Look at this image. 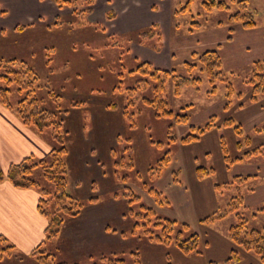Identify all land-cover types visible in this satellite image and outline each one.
<instances>
[{"label": "rangeland", "instance_id": "1", "mask_svg": "<svg viewBox=\"0 0 264 264\" xmlns=\"http://www.w3.org/2000/svg\"><path fill=\"white\" fill-rule=\"evenodd\" d=\"M203 1L129 0L123 5L124 10L117 12L116 0H102L100 4L95 2L91 14L78 16L69 7L58 8L53 0H35L34 10L46 19L40 17L44 25L38 21L23 29H5L0 37V55L19 56L38 73L40 84L46 86L40 89L38 97L45 99L46 107L53 110L66 108L72 101L87 103V108L74 109L64 119L63 130L68 131L69 136L63 138L69 153H72L68 159L76 163L72 169L78 172L82 162L76 152L80 148L98 145L99 148L94 152L93 148L82 158L91 169L102 166L107 180L103 181L102 190L100 184L95 183L97 190L93 193V182L88 180L80 190L72 188L69 174L68 191L80 197L85 205L82 212H92L95 208L101 215L113 214L114 223H107L117 233L111 235L108 247L103 246L102 251L109 257L123 258L127 264H135L134 252L139 253L142 264H227L225 261L233 248L228 233L239 221L237 213L247 220L249 228H264V210H260L264 205V153H252L251 158L227 168L219 144V135L224 134L232 157L244 156L254 149L264 150V132H255L257 126L264 127V96L256 103L249 102L251 86L247 83L253 74V63L264 60V0H248L257 26L245 29L239 23H233L232 41H228L227 37L230 16L238 9L236 0H216L229 4L230 8L226 9L217 6L209 9ZM95 5L101 6V9L98 20L93 21L90 16ZM142 5L143 10H136ZM111 8L115 10L116 17L108 20L106 13ZM146 20L151 23L123 31L126 22L135 25ZM154 24L160 26L163 37L159 50L152 46L157 44L156 35L143 39L139 34ZM134 46L147 48L155 54L164 52L166 46L171 62L167 68H174L176 75L190 79L181 85L177 94L176 80L170 78L162 93L170 109L191 117L188 124H178L173 117L158 116L155 108L145 102L147 97L157 101V93L152 88L157 80L149 79L151 76L142 72L131 73L130 70L143 61L149 62L151 70L163 67L137 56ZM210 49H218L223 59L221 78H217L215 83L210 82L200 65L192 70L185 65L193 52L203 53ZM146 79L149 82H144ZM230 84L234 89L231 97L233 106L225 111ZM135 85V91L128 90ZM9 87L8 98L16 106L23 94L18 92L15 83ZM51 88L61 95V99L56 100L49 95ZM239 93L243 95L242 99H239ZM111 104L117 105L107 107ZM125 107L134 114L133 119L125 118L121 111ZM213 115L219 117L217 123L227 116L234 117L243 125L245 133L252 137V142L239 149L237 141L243 136H237L231 127L219 126L194 143L183 144L171 138L172 134L179 138L185 136L191 131L190 125L204 126ZM84 131L86 142L82 138ZM90 132H94V136L97 134V139L94 136L90 138ZM41 136L49 140L52 147L63 145L54 137L52 127L46 128ZM167 153L172 161L158 173L159 161ZM197 165L214 167L215 172L199 180L196 177ZM9 167L5 170L0 162L3 172H7ZM178 169L177 175L175 170ZM237 175L255 176L240 186L245 204L223 219L210 224L201 222L202 218L227 208L238 192L236 186L215 190L213 185L224 184ZM32 178L39 183V187L33 188L39 193V198L42 190L48 191L46 197L51 198L55 187L44 177L41 166L34 169ZM249 188L254 190L249 191ZM94 195L99 196V202H88V198ZM51 203L52 199L49 202L52 207ZM80 216L74 217L78 218V224L83 222V218L79 220ZM166 219L176 221L170 233L171 242L163 244L148 239L145 225L155 230L156 235L164 236ZM158 221L163 224L155 226ZM184 224H188L189 228L186 229ZM134 227L136 232H132ZM179 231H183L182 238L199 233L203 254L186 255L181 252L174 243ZM123 232L125 235H122ZM45 240L39 248L52 253L57 264H106L100 258L102 254H94V250L88 248L92 247V242L86 246L83 243L78 245L81 253L75 255L68 247L69 240L61 239V233L57 238ZM16 251L19 255L6 256L0 263L34 264L27 253L18 247L13 253ZM35 256L44 254L37 253ZM241 256V260L232 264H264L254 253L241 252Z\"/></svg>", "mask_w": 264, "mask_h": 264}, {"label": "trees", "instance_id": "2", "mask_svg": "<svg viewBox=\"0 0 264 264\" xmlns=\"http://www.w3.org/2000/svg\"><path fill=\"white\" fill-rule=\"evenodd\" d=\"M56 6L60 9L71 8L72 12L75 15H89L93 10V5L96 0H53ZM238 3V9L231 14L229 19V35L227 37L228 41L233 40V33L235 31L232 26L233 23H239L245 29H252L257 26L255 21V16L253 12L249 9L248 0H236ZM203 3L209 8L212 9L217 6L220 9L230 8L229 4L225 1H216V0H204ZM107 19L112 20L116 17V12L114 9H109L106 13ZM198 24L197 22H194ZM200 26V24H198ZM21 26L19 28H24ZM99 28V26H96ZM104 30V28H102ZM191 31H194L191 29ZM141 38H154V35L157 37V44L152 45L153 48L159 50L163 45V37L160 26L157 24L151 25L143 29L140 33ZM143 42V41H141ZM140 42V43H141ZM144 44H146L144 42ZM150 45L151 44H147ZM46 49V48H45ZM130 49H128L129 51ZM19 56H2L0 55V102L8 109L14 111L19 119L30 128L34 129L36 132L43 134L46 128L52 127L54 132V137L58 138L63 145L59 147H52L49 158H37L34 154L26 156L22 161L13 163L10 165L7 172H3L0 169V182L4 180L10 181L15 187L18 188H37L39 183L32 178L34 169L38 166H41L44 177L50 181L54 187L55 191L51 195V198L46 197L48 191L42 190L40 193V198L38 201L39 211L45 215L49 223L46 228V239H53L59 237L62 227L69 218L77 217L84 210L85 205L81 202L82 200L78 196H74L68 191L69 186V163H68V154L69 149L65 145V139L63 137H68V131L63 130L64 128V119L66 116L74 109L87 108V103L82 101H72L71 105L57 109H49L45 106V99L39 98L38 94L40 89L46 87L45 85L40 84V77L35 69L30 66L24 59H20ZM185 65L189 70H192L194 67L200 65V69L204 71L209 78L211 83H215L217 78H221V69L223 66V59L221 53L218 49L206 50L203 53L193 52L190 60L185 61ZM149 62H141L135 69H131V73L142 72L145 75H150L149 79L157 80L153 85L154 91L157 93V101H154L152 98H145V102L155 108L156 114L158 116L164 117H173L175 122L178 124H188L191 117L186 113H175L170 109L168 102L162 98V93L165 90L166 81L170 78L176 80V93H180V87L184 83H188L190 80L184 76L176 75L174 68H155L150 69ZM151 70V71H150ZM123 75V74H120ZM193 81H197V78H191ZM144 82H149V80H144ZM15 83L18 87V92L23 94L22 99L17 103L16 106L12 105L9 98L8 92L11 90L9 85ZM247 83L251 86L250 95L248 97L249 102L256 103L264 96V60L256 61L253 63V74L247 79ZM229 92L227 94V102L224 106L225 111L231 109L232 102L231 97L233 94V87L229 85ZM137 85L128 88L129 91H135ZM49 95L59 100L61 95L57 94L54 89H49ZM243 95L239 93V99H242ZM131 103H133L131 101ZM117 104H111L107 107L115 106ZM243 106V104H242ZM106 107V105H105ZM125 118L133 119V113H130L125 107L121 110ZM218 116H211L204 126H195L190 125L191 131L188 132L183 137H177L174 134L171 135L173 140H177L183 144H189L199 141L202 136L208 131L219 127H231L233 128L235 134L243 138L237 141L238 148L245 146L244 144H250L252 142V137L245 133L243 125L238 122L234 117L227 116L221 123H217ZM218 124V125H216ZM133 125H131L132 127ZM256 133L264 132V127H256ZM171 133V131H170ZM244 141V143H243ZM219 144L223 156L224 163L227 168H230L237 162H241L244 159H249L252 156V153H264V150L254 149L243 154L244 156L232 157L230 148L227 142V139L224 134L219 135ZM172 161V158L167 153L158 164L157 172L163 170L164 165H169ZM163 162V163H161ZM178 170L175 172L178 175ZM215 172L214 167H207L205 165H197L196 168V177L199 180H203L206 177H209ZM104 175H106V170H104ZM255 176H244L237 175L234 176L228 182L221 184L215 183L213 186L215 190H220L224 188L233 189L237 187V194L231 198L229 205L225 209H219L215 211L212 215L204 217L201 219V222L210 224L216 220L223 219L227 217L230 213L238 211L241 206L245 204V195L241 191V184L248 181L249 179ZM96 182L91 184V191L96 192ZM93 187V188H92ZM249 191H253L254 188H249ZM50 193V191H49ZM114 195H118L115 193ZM52 199L53 206H49V202ZM99 196L94 195L88 198V202L97 203L99 202ZM50 204V205H51ZM260 210H264L263 207ZM239 221L237 224L233 225L229 229L228 238L233 244L230 256L226 259L225 263L232 264L241 260V252L254 253L258 255L261 261L264 263V228H249L247 220L243 218L239 213H237ZM166 223L163 224L160 221L155 222L154 225L163 224V234L156 235L155 230L149 229L146 226L144 232L148 235V239L157 240L163 244H169L171 242L172 229L175 225V220L166 219ZM138 225V224H136ZM185 228H189L188 224H184ZM114 232L117 230L113 229ZM132 232H136L134 227ZM154 233V236H153ZM183 231H179L174 243L176 247L186 255L190 254H203V251L200 250V235L199 233H194L188 238H182ZM122 235H125L123 232ZM46 241V240H45ZM6 244L5 247H0V262L6 256L15 257L19 255V252L13 253L17 246L10 242V240L3 234H0V245ZM42 245V244H39ZM39 245L34 248L28 257H32L34 264H57L54 261V255L52 253L46 252L45 249H40ZM37 253L44 254V256H35ZM22 254V253H20ZM135 256L134 263L142 264L139 253L134 252ZM100 258L106 262V264H127V262L120 257L116 256H107L102 254ZM32 260V261H33ZM1 264V263H0ZM59 264V263H58ZM61 264V263H60Z\"/></svg>", "mask_w": 264, "mask_h": 264}, {"label": "crops", "instance_id": "3", "mask_svg": "<svg viewBox=\"0 0 264 264\" xmlns=\"http://www.w3.org/2000/svg\"><path fill=\"white\" fill-rule=\"evenodd\" d=\"M29 1H31V3H29ZM34 1L35 0H0V37L4 34L5 29L14 30L20 26L37 24L36 22L38 21L42 22V25H44L42 19L44 18L43 15L36 13L37 11L34 10ZM101 1L102 0H97L96 2L100 4ZM118 1L121 3H118ZM123 1L124 0H116L115 9L117 12L124 10L125 7H123V5L127 4L129 0ZM38 2L39 1H37V3ZM143 8L142 5L136 8V10H143ZM100 9L101 6L95 5L90 20H98ZM106 10L105 8V11ZM96 12L98 13L96 14ZM118 21H120V19ZM147 22L151 23L149 20L135 25L126 22L127 25L124 24L123 31L128 28H139L143 24H147ZM140 48L141 46H134L133 48L137 56L144 57V59L157 63V66L163 68L170 66V54L166 46L164 47V49H166L164 52L157 54L149 51L147 48ZM164 59L165 61H163ZM41 135L42 134L25 125L16 113L6 108L0 102V162L5 170H7L12 163L20 162L23 158L31 154H34L37 158H46L49 156L52 145L49 140L43 138ZM89 136L93 138L94 132H90ZM97 137L98 135L96 134L94 139H97ZM82 138L85 142L87 141L86 131H84ZM97 148H99L98 145L89 148H80L76 152L78 159L82 162V168L78 170V172L72 169V166H75L76 163H72L71 158L68 159L70 168L69 174H71L72 178V188L74 187L80 190L86 180H88L90 183H99V187L102 190L103 181L105 180L106 182L107 180L105 178L106 175L103 174L105 169H103L102 166H99L102 170L99 167L91 169L90 166L84 164L85 158H82V155L85 156L90 150L94 152ZM68 155L72 157V153ZM38 200L39 193L32 188H18L8 180L0 182V234L12 240L21 251L27 254H30L31 251L44 242L46 238V228L49 220L39 211ZM91 211L92 212L86 213L84 211L81 213L79 220L83 218V222L80 224H78L76 220L78 218H70L61 232V239L65 238L66 241L69 240L68 247L75 255L81 251L78 245L83 243V245L86 246L88 242L93 243L92 247L90 246L88 248H90V250L93 249L94 254H104L102 251L103 246L107 248L109 245L108 243H110L109 239L112 238L111 235L117 233V231H113V226L107 223L108 221L114 223L115 217L112 216V213L109 212L101 215L95 208ZM109 233L110 236H107ZM90 256H92V254Z\"/></svg>", "mask_w": 264, "mask_h": 264}]
</instances>
